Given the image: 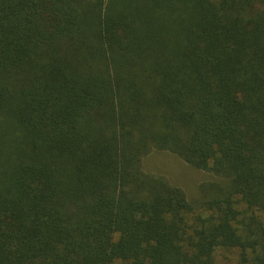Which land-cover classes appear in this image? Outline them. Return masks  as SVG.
<instances>
[{
    "label": "trees",
    "instance_id": "1",
    "mask_svg": "<svg viewBox=\"0 0 264 264\" xmlns=\"http://www.w3.org/2000/svg\"><path fill=\"white\" fill-rule=\"evenodd\" d=\"M224 252L264 264V0H0V264Z\"/></svg>",
    "mask_w": 264,
    "mask_h": 264
},
{
    "label": "rangeland",
    "instance_id": "2",
    "mask_svg": "<svg viewBox=\"0 0 264 264\" xmlns=\"http://www.w3.org/2000/svg\"><path fill=\"white\" fill-rule=\"evenodd\" d=\"M143 170L148 175L159 176L185 192L189 202L197 204L202 199L201 187L214 182L216 177L197 170L179 157L167 152H153L143 160ZM226 264H235V256L223 253Z\"/></svg>",
    "mask_w": 264,
    "mask_h": 264
}]
</instances>
